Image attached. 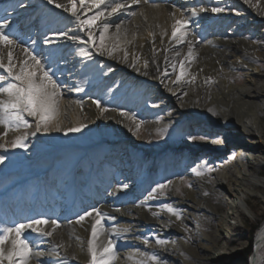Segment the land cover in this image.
I'll return each instance as SVG.
<instances>
[{"label": "bare ground", "instance_id": "bare-ground-1", "mask_svg": "<svg viewBox=\"0 0 264 264\" xmlns=\"http://www.w3.org/2000/svg\"><path fill=\"white\" fill-rule=\"evenodd\" d=\"M13 1H17L18 16L24 17L26 20H23L32 22L35 26L37 40L33 50L15 41L10 47L14 57L12 63L26 60L31 65L29 53L35 55L45 67L54 72L53 78L59 85L58 91L61 93L57 98V113L54 117V122L59 128L51 127L48 132H36V118L27 114H24V119L28 121L30 127L13 125L12 129L7 131V135H4V126L0 125V145H2L0 156L4 157L3 162H0V191L3 192L2 187L5 184L14 185L19 190V184L22 183L26 190L23 195L29 203L26 209L32 214L22 216L19 224H27L43 218L48 220L49 224L41 227L45 231L52 232L51 236H43L32 229L24 230V234L28 235L26 238L32 245V255L28 264H90L88 241L91 239L92 224L101 218L93 213L79 223L77 220L84 214L85 209L93 207L94 204L87 198V196L92 197L93 195L90 194L93 192L96 193V199L94 197L96 201H93L96 206L93 208L99 210L103 217L101 220L108 222L97 227L99 232L97 245L106 244L109 238L113 241L115 246L113 264H139L141 261L143 264H155L150 259L153 254L159 257L160 264H186L185 260L181 261L182 253L186 250L195 257H201L206 253V256L212 260H219L227 254L230 251L229 242L233 238L232 222H238L243 213L254 215L246 199L248 194L242 188L250 180L249 178L254 179L253 162L240 160L234 173L218 175L215 178L214 187H226L230 192L225 198L227 211L222 214L216 230V234L224 238L223 245L217 244L216 239L209 234L199 235L197 232H194V238L192 237V241L188 243L178 241L184 224L188 221L196 223V220L200 219V214L204 213L203 210L217 212L216 206L210 200L208 186L202 187L199 191L186 187L185 197L180 201L176 199L175 193L165 197L158 190H152L145 194V190H150L151 174L148 176L135 174L129 169V165L133 163L132 159L129 160L125 155L118 156V150L115 149L111 159L108 158L111 151L107 153L108 157L103 155L102 162L99 159L82 157L73 163L70 162L69 152L59 148L71 146L67 140H77V137L82 136L88 129H100L117 124L119 121L129 122L130 117L121 114L126 112L120 106L121 103H117L115 95L111 96L110 101L103 99L99 106L94 98L100 92V88L110 83L113 73L123 68L119 73L122 78H125L129 72L137 73L138 78H146L160 84L164 82V76H168L170 97L176 96L184 86H191L194 90L191 96L184 99L183 107L188 108L190 114L199 120L202 118L211 121L209 116L212 110L218 111L220 125L230 133L233 131L241 137L252 136L253 142L261 146L258 155L247 146H241L236 149L238 156L259 160L261 155H264L262 122L264 70L248 58L264 60V45L261 46L256 41L244 38L225 39L221 27H213L214 31L212 30L204 38L208 27L209 31L212 29L209 23L212 21L213 8L209 5V0L166 2L105 0L98 9L92 8L87 2L81 8L79 0H76L79 9L77 15L81 20L94 16L98 11L105 13L91 28L86 25L82 27L70 11L66 8H57L48 0ZM239 1L249 7L248 10L253 16L261 19L259 34L264 38V0L261 1L263 4L260 6H257V0L253 1L252 5L251 0ZM56 3L70 7L68 0H56ZM116 4L127 7L108 15L107 13ZM193 12L196 14L193 15ZM178 19L190 21L185 29L188 34L183 43H177L171 38L172 25ZM56 31L67 32L68 35L66 38H60L55 45L45 44V38ZM101 32L105 36V48L110 50L115 46L116 50L111 56L107 55V52L98 50V36ZM189 41L193 49L192 58L187 56ZM8 51L9 46L0 42V59H3L5 64L8 63ZM177 52L180 53L179 57L176 56ZM145 60L148 61L147 67L144 66ZM179 60L185 61V75L181 82L174 83L180 71ZM97 63H101L103 67L94 70ZM133 63L135 67L132 66ZM173 64L177 65L175 70ZM107 67L112 70H107ZM104 69L107 72H103ZM165 70H167L166 75ZM235 70L244 73L243 85L231 81ZM95 71L97 72L94 74ZM91 74L98 77L99 82L102 83L99 84V88L96 85L95 87L89 85L94 78ZM0 76L5 77L4 80H0V87H6L8 83L13 82L3 68H0ZM207 90L210 93L209 99H205ZM4 98L0 95V99ZM125 105L131 106L132 103L126 101ZM201 109L204 114L200 115ZM130 123L133 127L134 123L131 121ZM81 124L85 127L80 131H67ZM33 132L35 135L31 134ZM26 133L24 141L26 148L9 149L16 137ZM48 145L51 146L50 149L46 148ZM42 173L44 176L40 177ZM127 177L132 178L133 182L129 188L126 183ZM38 189L40 192L53 193L51 203L46 202L49 208L52 207L47 211L48 215L45 213L39 216L38 210L41 211L44 202L42 204V201L37 203L34 200L40 198L38 195L35 196L39 193ZM57 189L58 194L54 191ZM101 191L104 192L100 194L102 197L98 196ZM131 191L134 192L135 198L129 195ZM202 199H205V204ZM166 204L173 208L176 204H184L182 220H177L168 212L163 207ZM58 206L60 211L57 209ZM133 219H137L142 225L174 224L178 242L173 245H160L147 240L148 243H144L146 240L142 234L144 227L137 224L134 227ZM175 219L177 224L173 223ZM51 221H56L58 227H53ZM124 228L129 231H118ZM204 240H210L212 245L205 244ZM263 244L264 226L256 235L255 249L252 250L253 253L247 264L263 262L264 257L261 254ZM166 251L174 252L175 255L172 259L162 261ZM3 264H8L7 260L3 261Z\"/></svg>", "mask_w": 264, "mask_h": 264}, {"label": "rangeland", "instance_id": "rangeland-1", "mask_svg": "<svg viewBox=\"0 0 264 264\" xmlns=\"http://www.w3.org/2000/svg\"><path fill=\"white\" fill-rule=\"evenodd\" d=\"M253 1L256 2V0H251V5ZM261 1L263 0H257V6L263 4ZM208 3L213 9H222V11H213L212 21L209 23L212 29L209 31L208 27L204 38L212 30L214 31L213 27H221L225 39L244 38L256 41L261 46L264 45V38L259 34L261 19L253 16L252 12L248 10V6L246 7L239 0H209ZM98 40L99 47L100 35ZM248 59L260 65L264 70L263 59H252L251 57ZM102 67L101 63H97L94 70ZM107 70L111 71L112 69L107 67ZM107 70L104 69L103 72H107ZM122 70L123 68L114 72L110 78V83L108 82L107 85L100 88V92L94 98L102 103L103 99L110 101L111 96L115 95L118 101L116 102L121 103L120 106L130 117L129 122L119 121L117 124L107 125L100 129H88L82 136L77 137V140L67 138V143L71 146L62 147L59 150H67L68 156L71 158L70 162L73 161V163L82 157L86 159L95 158L102 162L103 155L108 157L107 153L109 154L111 151L112 153L108 157L111 159L115 149L118 150V156L125 155L129 160L132 159L133 163L129 165V169L135 174L137 173L138 176L151 174L149 177L150 190H145V194L156 189L158 184H167L165 189H157L159 193L165 197L175 193L176 199L180 201L184 199L186 187H189V184H191L190 188H194L196 191L208 186L210 200L216 206L217 212L203 210L204 213L200 214V219L196 220V223L186 222L183 230L179 233L181 237L178 238V241L190 243L194 232H197L199 235L209 234L213 239H216V243L219 245H223L225 241L223 237L216 234V230L222 214L227 211L225 198L227 197L226 194L230 192L226 187H214L215 178L218 175L234 173L240 160L253 162L254 179L249 178L250 180L242 188L248 194L246 199L254 215L243 213L238 222H232L234 230L233 238L229 242L230 251L219 260H212L206 256V253L201 257H195L186 250L182 253L181 260H185L186 264H247L253 253L252 250L255 249L256 235L264 226V155H261L263 158L261 157L259 160L253 157L248 159L242 157L243 155L239 157L236 149L247 146L248 149H252V152L258 155L261 146L253 142L252 136L241 137L233 131L230 133L229 130L220 125L218 111L212 110V114L209 116L212 122L209 119L202 120L200 118L199 120L193 117L188 108L183 107L184 99L191 96L192 90H194L191 86H184L176 96L170 97L168 76H164V82L159 84L146 78H138L137 73L129 72L125 78H122L119 74ZM244 80V73L235 70V75L231 81L243 85ZM91 81L89 83L91 87L96 85L99 88V84H102L95 76ZM206 92L205 99H209V90ZM262 99L264 127V96ZM126 101H130L132 105H125ZM202 111V109L199 111L200 115L204 114ZM130 121L134 123L133 127ZM190 137H195V139H190ZM46 148L50 149L51 146L48 145ZM9 149L14 150L16 147L9 146ZM117 160L119 161V159ZM193 168H197V171L202 172L203 175H196L192 171ZM209 168L211 171L207 170ZM69 169L68 172H70ZM128 177L126 183H128L129 188L133 182L132 178ZM93 193L90 194L93 195L92 197H88L91 203L96 201L94 200L95 193ZM101 193L104 192L101 191L98 196ZM129 195L133 198L136 197L133 191L129 192ZM202 201L204 204L206 203L205 199ZM183 207H185L184 204H176L174 207L180 214L181 218L177 219L179 221L184 215ZM88 209L84 211L91 212L93 210ZM173 216L175 215L173 214ZM177 220L175 219L173 223L177 224ZM132 222L134 227L136 224L144 227L142 234H144V239L150 242L156 243L157 239L167 242L163 245H173L178 242L174 224L166 223V225L159 226L150 223L142 225L137 219H133ZM106 224H108L107 221L101 220L97 227ZM204 243L212 245L210 240H204ZM207 251L209 253V250ZM261 254L264 257V244L261 248ZM174 255V252L166 251L162 256V261L168 258L172 259ZM261 264H264V260Z\"/></svg>", "mask_w": 264, "mask_h": 264}, {"label": "snow or ice", "instance_id": "snow-or-ice-1", "mask_svg": "<svg viewBox=\"0 0 264 264\" xmlns=\"http://www.w3.org/2000/svg\"><path fill=\"white\" fill-rule=\"evenodd\" d=\"M48 2L55 4L57 8H66L67 11H70L72 15L76 17L82 27L86 25L91 28L92 24L105 15L104 12L98 11L94 16L81 20L79 15H77L79 9L77 8L76 0H68L70 7H66L64 4L56 3V0H48ZM86 2L89 3L92 8L98 9L105 3V0H79L81 8L84 7ZM134 2H138V0H134ZM125 7L127 6L116 4V6L107 14L112 15ZM212 11H222V9H212ZM195 14L196 13L193 12V15ZM189 22L190 21L187 19H178L175 20L172 25L171 38L176 40L177 43H183L185 41L188 34L185 29L187 28ZM6 27H8V21L4 20L3 23H0V42L9 46V51L7 52L8 63L5 64L3 59H0V68L5 69L7 76L10 77L13 82L8 83L6 87H0V95L5 97L4 99H0V125L4 126V135H7V131L11 130L13 125L16 127H20L21 125L24 127H30L28 121L24 119V114L36 118V132H48L51 127L59 128V125L54 122V117L57 113V98L61 95V93L58 91L59 85L53 78L54 72L45 67V65L31 53H29L32 60L31 65L26 60H20L16 64H13L12 61L14 57L10 47L15 44V41L12 40L9 35L5 34L4 29ZM105 31H107V28H105ZM117 32H119V25H117ZM67 35V32H53L51 36L45 38L44 43L55 45L60 38H66ZM89 37L91 38V32L89 33ZM188 45L187 56L188 58H192L193 49L190 41L188 42ZM98 50L101 52H107V55L109 56H111L116 50L115 46H113L110 50L105 48V36L103 32L100 33V45ZM24 51L28 52L27 49H24ZM176 56L179 57L180 53L177 52ZM125 58H127V53H125ZM165 59L167 60V57H165ZM178 64L180 71L179 74L176 75L174 83L181 82L185 75V61L179 60ZM147 65L148 61L145 60L144 66L147 67ZM132 66L135 67V64L133 63ZM172 67L175 70L177 65L173 64ZM137 70L139 71V69ZM166 74L167 70H165V75ZM4 79V76H0V80ZM77 90L79 91L80 89ZM77 103H79V101ZM96 103L97 106H99L100 102L96 101ZM102 111H104V109H102ZM121 114L128 115L127 113ZM83 127H85V125L81 124L79 127L69 128L67 131L78 132ZM137 127H139V125H137ZM31 134L35 135V132ZM26 136L27 133L16 137V139L12 142L11 147L26 148L27 145L24 143ZM190 139H195V137H190ZM3 160L4 157L0 156V162H3ZM207 170L211 171L210 168ZM192 171L198 176L203 175L202 172L197 171V168H193ZM188 186L191 187V184ZM123 187L126 188L127 185H123ZM166 187L167 184H158L157 188L153 189V191H156L157 189L163 190ZM163 207L167 209L168 212L174 214L177 219L181 218L179 212H177L176 209L170 205L166 204ZM93 213H95L97 217L103 219L99 210L93 209L91 212L86 211L83 215H80L77 222L79 223L86 217L92 216ZM153 215H157V213H153ZM101 219H97L95 223L92 224L91 239L88 241V252L91 257L90 264H113L115 259V246L113 241L109 238L106 244L101 243L99 246L97 245L99 236L97 226L100 225ZM50 223L53 227H58L56 221H51ZM47 224H49V221L41 218L30 221L27 224H16L14 227L0 228V264H3V261L5 260H7L8 264H28L32 255V245L24 235V230L32 229L34 232H38L43 236H51L52 232L45 231L44 228L41 227V225ZM118 231L127 232L129 229L124 228ZM144 243H148V241L145 240ZM156 243L163 245L167 242L157 239ZM150 259L154 261L155 264H160V260L157 255H151ZM139 264H143V261L139 262Z\"/></svg>", "mask_w": 264, "mask_h": 264}]
</instances>
